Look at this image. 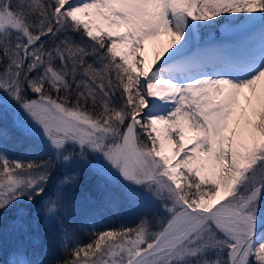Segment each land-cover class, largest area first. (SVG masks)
Instances as JSON below:
<instances>
[{"label":"snow or ice","instance_id":"6c2138e0","mask_svg":"<svg viewBox=\"0 0 264 264\" xmlns=\"http://www.w3.org/2000/svg\"><path fill=\"white\" fill-rule=\"evenodd\" d=\"M0 264H264V0H0Z\"/></svg>","mask_w":264,"mask_h":264},{"label":"rangeland","instance_id":"374dc122","mask_svg":"<svg viewBox=\"0 0 264 264\" xmlns=\"http://www.w3.org/2000/svg\"><path fill=\"white\" fill-rule=\"evenodd\" d=\"M4 126L9 128L11 127L10 121H5ZM16 131V130H15ZM20 135L17 132V136ZM10 149H14L16 152H21V148H16L15 143L9 144ZM97 181L98 178L93 175L90 171L86 170L84 174V179L82 181L81 190L78 195L82 196L85 200L86 207L88 206L89 201H97L99 202L102 199V193L97 189ZM130 220L132 219L129 217ZM41 229L43 226L41 225Z\"/></svg>","mask_w":264,"mask_h":264},{"label":"trees","instance_id":"16d2710c","mask_svg":"<svg viewBox=\"0 0 264 264\" xmlns=\"http://www.w3.org/2000/svg\"><path fill=\"white\" fill-rule=\"evenodd\" d=\"M9 130H10V131L12 132V134H13L14 141H15L16 138H19V137H20V135L17 136V132L15 131V129H12L11 127H9ZM14 141H13V142H10V143H11V144H12V143H15ZM126 222L129 223V224H131V223H132V219L130 220V218H128ZM85 230H87V225H85ZM81 235L83 236V242H84V243H87L88 240H89V238H88L87 236H84V235H83V232H81Z\"/></svg>","mask_w":264,"mask_h":264},{"label":"bare ground","instance_id":"6f19581e","mask_svg":"<svg viewBox=\"0 0 264 264\" xmlns=\"http://www.w3.org/2000/svg\"><path fill=\"white\" fill-rule=\"evenodd\" d=\"M151 54H152L151 51H149V56H151Z\"/></svg>","mask_w":264,"mask_h":264}]
</instances>
